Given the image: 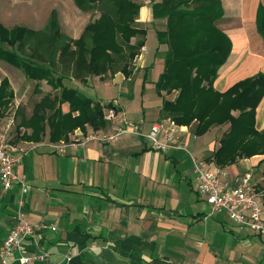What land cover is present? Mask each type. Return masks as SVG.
I'll return each instance as SVG.
<instances>
[{
  "label": "crops",
  "instance_id": "crops-1",
  "mask_svg": "<svg viewBox=\"0 0 264 264\" xmlns=\"http://www.w3.org/2000/svg\"><path fill=\"white\" fill-rule=\"evenodd\" d=\"M66 2L70 10L67 25L78 27L73 34L70 30L69 37L78 39L86 27H80V14L84 12L74 0ZM221 2L224 16L217 26L230 37L232 51L219 71L215 88L225 92L242 80L264 74V39L256 22L258 7L264 6V0ZM138 22L144 28L154 25L149 1L141 8ZM162 47L159 44L156 53ZM142 53L140 69L151 62L147 46ZM155 64L149 69L147 84H155L164 71L160 66L156 72ZM21 74L25 79L22 82L10 79L13 102L19 106L24 101L10 139L21 157L14 174L30 188L18 184L5 190L0 182V251L20 216L43 226L24 243L22 251L12 253L8 264H22V255L45 256L28 264H264L263 237L235 226L226 211L206 219L210 206L198 194L192 157L205 159L217 149L213 130L197 137L187 129L182 135L185 150L153 147L144 135L154 122L164 120L160 116L162 100L157 94L159 104L142 105L140 115H129L127 119L139 127L140 134L128 133L113 143L86 142L91 133L111 134L123 124L110 122L105 130L96 131L87 125L84 130L71 132L67 140L52 142L48 118L54 114L51 101L59 90L46 81L30 83ZM117 77L127 85L121 72L105 80ZM91 80L105 81L94 77L82 82L69 76L63 84L69 86V81H74L87 86ZM45 98L50 99V106L35 115ZM133 98L124 97L126 103H114L117 114L126 112ZM63 113L69 114L68 105L63 106ZM256 127L264 130V98L257 109ZM76 140L78 146L68 148L64 155L52 149L54 144ZM263 168L262 155L227 167L235 180L252 173L259 188L264 189L255 175Z\"/></svg>",
  "mask_w": 264,
  "mask_h": 264
},
{
  "label": "trees",
  "instance_id": "trees-1",
  "mask_svg": "<svg viewBox=\"0 0 264 264\" xmlns=\"http://www.w3.org/2000/svg\"><path fill=\"white\" fill-rule=\"evenodd\" d=\"M146 1L152 8L154 25L164 22V29L157 31L159 44L166 48L164 71L155 82L162 100L160 116L181 127H191L197 137L226 125L220 146L207 161L218 168L264 156V130L256 127L257 109L264 98V74L242 80L225 92L215 88L219 71L232 51L230 37L217 26L224 16L221 0H74L82 12L99 14L78 39L61 33L56 11L44 36L25 27L10 31L0 21V61L21 70L29 80L46 81L59 90L51 101L54 114L48 118L51 141L67 140L71 132L84 130L87 125L96 131L108 128L107 107L63 82L69 76L86 82L93 76L110 74L112 78L118 72L131 82L135 76L131 65L147 41L148 30L138 22ZM256 22L264 39L263 5L258 7ZM29 52L32 54L24 56ZM41 54L47 58L33 57ZM148 73L149 69L143 77L144 85ZM9 87L10 82L4 79L0 117H8L14 99ZM49 101L45 98L35 115L50 106ZM64 105L69 107V119L63 116ZM112 106L110 103L108 108Z\"/></svg>",
  "mask_w": 264,
  "mask_h": 264
},
{
  "label": "built area",
  "instance_id": "built-area-1",
  "mask_svg": "<svg viewBox=\"0 0 264 264\" xmlns=\"http://www.w3.org/2000/svg\"><path fill=\"white\" fill-rule=\"evenodd\" d=\"M116 106L117 104H113L112 107L106 109V117L109 122H114L117 116ZM15 123V114L4 119L0 118V182L5 190L18 184L25 189L30 188L24 179L18 178L14 174V168L21 161V157L17 154V148L10 139ZM187 129L168 119L154 122L149 132L144 136L157 149L165 150L168 147H174L178 150H185L182 135L188 131ZM139 132L140 129L137 125L125 121L111 134L100 136L91 133L86 142L99 140L104 143H113L122 135ZM86 142H82V144L85 145ZM76 146H78V140L69 144H54L52 149L54 152L64 155L68 148ZM192 160L197 173L198 194L205 197L210 206L206 219L213 217L218 212L226 211L234 223L264 238V189L259 188L253 174L247 173L235 180L227 168L213 169L204 159L192 157ZM42 226V224L26 221L20 216L1 248V264H8L12 253L16 250L22 251L24 243L34 238ZM52 229L56 230L54 227ZM44 258L45 256L33 258L22 255L20 262L28 264L36 259L43 260Z\"/></svg>",
  "mask_w": 264,
  "mask_h": 264
},
{
  "label": "rangeland",
  "instance_id": "rangeland-1",
  "mask_svg": "<svg viewBox=\"0 0 264 264\" xmlns=\"http://www.w3.org/2000/svg\"><path fill=\"white\" fill-rule=\"evenodd\" d=\"M68 3L70 4V1ZM69 4H67L66 0H0V20L5 24V25L3 24L5 28H7L10 31L16 27H25L34 32H41V34L44 36L46 34L43 32L45 31L47 32L46 25L50 20L52 12L56 11L59 16L61 33L69 37L70 30H72L71 33L73 34V32H75L78 28L77 26L67 25L70 19L69 18L70 10H68L67 7ZM80 17H81L80 18L81 19L80 27H81V25L87 26L91 21L97 19L99 17V14L93 12H87L84 14H80ZM163 26H164V22L162 23L157 22V25H152V27L145 26L147 27L146 29L148 30V38H147L146 46H147V50L151 52L148 53V55H151V62L150 65H147L146 68L144 69L138 68L139 59L141 55L144 54L142 52L144 51L145 47H143L141 53L135 58V60L131 65L133 71L135 72V76L131 82L127 81V85H125L126 82H123L121 78L118 77L114 80H105V79H109L110 74H108L102 76V78L100 77V79L102 80L104 79L105 81L98 82V80H91L89 82V85L87 86L82 83L69 81L70 82L69 87L78 89L85 96L95 101L97 100L101 101L103 105H108L110 103L114 104L119 100H122L123 103H126L127 100L124 99V97L134 96L126 112L122 111L117 114L116 118L114 119V122L116 123H124L125 121H127V119H130L129 115H133V116L140 115L142 113V105L149 106L152 105L151 104L152 102L154 104L155 102L159 104L160 101L157 96L155 84L153 83L147 84L148 83L147 82L144 85L143 77L144 74L146 73V70L150 69L151 66L154 65V63H156L154 66V70L156 72L160 70V66H164V56H165L166 48L163 46L161 50H158L159 53H156L157 48L159 47L157 31L159 29H164ZM132 41L135 42L136 38H134ZM32 44H34V42H32ZM25 54L24 56L27 55L29 56L32 53L29 52ZM33 57L38 58V60H45L47 58L44 57V55L42 54L39 56L33 55ZM15 69L17 68L3 61H0V87L2 85V81L6 79L8 80V82H10V87L8 88V90L9 91L11 90L13 92L10 79H12L13 82H18V81L22 82L25 80L23 78V75L21 74L22 71L17 69L16 73H14ZM94 77H99V76H93L92 78ZM27 81L33 84L37 83V85L41 83L38 81L32 82L29 79H27ZM125 93H127L128 96L127 94L126 96H124ZM23 102L20 103L18 102L19 103L18 106L17 102L12 101V103L8 107L9 110L7 111L6 114L8 116L15 114V117L17 119V113H18L17 111L19 107H21ZM115 109L117 108L115 107ZM63 116L65 119L70 118L68 113H66ZM187 128L192 131L191 127H187ZM227 128L228 127H226L225 125L222 127H214L211 129L213 130L212 135H213V139L216 141L217 148L220 146L219 140L223 135V133L227 131ZM207 157L209 158L210 156H206L204 160L208 161ZM255 175L257 180H259L264 187V168L262 170L260 169L258 171H255ZM218 214L219 213H216V215ZM235 226L242 228L236 223Z\"/></svg>",
  "mask_w": 264,
  "mask_h": 264
}]
</instances>
